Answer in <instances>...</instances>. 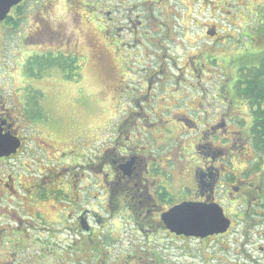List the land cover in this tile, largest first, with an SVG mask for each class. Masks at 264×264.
<instances>
[{
	"label": "rangeland",
	"instance_id": "obj_1",
	"mask_svg": "<svg viewBox=\"0 0 264 264\" xmlns=\"http://www.w3.org/2000/svg\"><path fill=\"white\" fill-rule=\"evenodd\" d=\"M143 2L157 14L153 19L158 20L159 16L163 23L160 29L166 31L168 37L164 41H156V46H151L146 54L141 46L133 50L132 47L124 45L120 47V51L116 50L111 38L106 36L109 32L105 30V17L115 16L118 22L116 26L125 27L127 15L121 12L127 13L128 6ZM27 3L26 9L21 13L24 14L21 17L23 19L17 26L7 27L5 24V29L4 24L0 26L2 100L11 108L26 106L25 114L30 117L22 122L23 134L33 136L41 132V136H55V147L62 148L64 139L70 137H76L75 142L83 146L85 139L81 136H86L87 141H90L97 130L100 132V140L93 145L87 144L88 150H84L88 151V157L92 156L94 150L101 144L105 146L106 141L110 140L116 122L133 108L135 98L145 93V76L148 71L153 70L157 54L163 57L166 65L162 71L163 83L156 85L155 79L153 81L154 86L149 92L151 101L144 112L150 116L156 114V118L150 117L143 127L155 139L154 148L151 147L153 156L165 150L166 156L158 157H169L175 162L173 174L176 179L181 177L176 164L179 166L182 162L184 168L186 162L190 163L195 156V152L188 146L191 143L190 130H194L193 124L184 123V114L197 122H201L208 113H212L215 120V115L220 112L222 115L230 114L229 117H233V120L237 116L246 120L242 117L246 113L244 105L236 104L239 107L236 108L235 104H227L228 98L234 99L228 91L233 84V79L229 80L232 75L229 69L236 67L240 54L234 53L231 58L226 56L230 52H237L236 46L242 45L239 34H247L253 29L256 24L253 21L257 19L254 14L264 8V0H224V3L219 0H29ZM117 3L119 5H116ZM134 9L139 12L137 8ZM105 10H114L115 13L102 14ZM218 17L227 19L229 23H218V27L223 29L222 37L212 39L206 35L209 30L206 24L218 22ZM36 24L44 26H41V30H33L32 28L38 26ZM121 34L122 42L131 44L130 35L124 30ZM241 40L245 41L246 38L242 37ZM160 43L165 46L164 49L161 48V54ZM93 44L97 45V52L92 50ZM45 48L50 49V54L62 50L66 55L83 57L79 76L67 79L56 68H45L43 74L37 77L26 76L23 65L26 57L32 52L41 53ZM197 52L200 60L204 56L214 57L216 62L211 63V59H204L206 63L202 61L204 68L201 70H187L189 60L186 57L196 55ZM175 66L178 69L173 68ZM220 88L223 90H219ZM248 119L247 116V121ZM232 126L230 123V130ZM163 139L166 145L161 146ZM235 140L236 145L241 138ZM186 147L189 148L184 149L185 153L181 155V151ZM230 159V170L234 174L246 167H257V155L248 150V144L242 151L234 146ZM6 166L7 164L2 168L0 162V179L5 176L3 173ZM184 173L183 177L191 179L189 169ZM222 202L224 209L227 208L233 219L228 235L209 242L180 240L163 231H157L150 235L149 241L144 244L146 250H136L135 254L146 255L147 264H237L235 260L244 253L257 259L259 255L255 251L252 252L251 248H254L252 244L259 243L258 235L264 230V225L262 228L255 225L257 217L241 219L235 214L241 209L244 210V206L242 208L237 205L236 194L231 204L228 200ZM1 208L2 200L0 222ZM245 220L250 221L246 232L243 230ZM118 222L121 223V231L115 233L114 238L121 237L118 242L111 244L113 252L109 256V264L119 262L121 252L129 248L128 239H134V243L141 239L136 234L132 222L123 224L121 219ZM44 237L47 238V235ZM244 241L250 244L242 246ZM5 246L9 249L10 244ZM0 249L2 260V238ZM128 250L133 251L132 248ZM159 255L163 258H159ZM156 258L159 259L157 263L152 261Z\"/></svg>",
	"mask_w": 264,
	"mask_h": 264
},
{
	"label": "flooded vegetation",
	"instance_id": "obj_2",
	"mask_svg": "<svg viewBox=\"0 0 264 264\" xmlns=\"http://www.w3.org/2000/svg\"><path fill=\"white\" fill-rule=\"evenodd\" d=\"M28 1L22 0L10 9L8 15L12 16L17 8L26 9ZM219 1L224 3V0ZM112 12L115 13L114 10H105L102 14ZM121 13L127 15L125 27L116 26L118 22L115 16L105 17V30L109 32L108 35L105 34L111 38L116 50L120 51V47L124 45L132 47L133 50L141 46L146 54L151 46H156V41H164L168 37L166 31L160 29L163 23L159 16V22L153 19L157 14L144 2L132 4L128 6L127 13ZM222 22L229 23L227 19L218 17V22L206 24L209 28L206 35L212 39L222 37L223 29L217 25ZM0 24H4L5 29V20ZM36 25L40 27L35 26L33 30H41V26H44ZM119 30L130 35L131 44L122 42V31ZM161 48L164 49L165 46L160 43V54ZM97 49V45L93 44L92 50L97 52ZM48 53L50 54V49L45 48L41 53L32 52L30 55ZM58 53L66 54L62 50L55 52ZM197 54L198 52L186 57L189 60L187 70H201L204 68L202 61L206 63L204 59H211V63L216 62L214 57L204 56L200 60ZM75 56L80 70L84 58ZM165 66L163 57L157 54L153 70L148 71L145 76V93L139 94L133 108L116 122L105 146L101 144L89 157L88 151L84 150L87 149V144L93 145L100 140L99 131L95 130L90 141H87L86 136H81L85 139L83 146L75 142L76 137L65 138L62 148L55 147V136H41V132L27 136L22 133V122L30 117L26 115V106L9 107L2 100L0 90V129L2 134H10L19 141L13 153L0 158L2 168L7 164L5 173L2 172L5 176L0 179L2 264H109V256L113 252L111 244L118 242L121 237L114 238V234L121 231V223L118 222L120 219L123 224L132 222L136 234L142 240L134 243V239H128L129 248L133 251L127 248L121 252L120 260L115 264H147V256H138L134 251H144V244L149 241V236L157 231H163L180 240L209 242L228 235L233 219L227 208L224 209L222 200H228L231 204L235 194L238 197L237 205L242 208L244 206V210L239 208L241 210L235 214L241 219L257 217L255 225L263 227L264 147L255 148L251 145L252 118L246 103L243 104L246 113L242 116L246 120L239 119V116L233 120V117H229L230 114L222 115L220 112L215 115V120L214 115L208 113L201 122H197L184 114V123L193 124L194 130H190L191 143L188 146L195 152V156L190 163L185 161L184 168L182 162L179 166L176 164L180 179H176L173 174L175 162L173 163L172 158L158 157L166 156L164 149V152H157L158 155L153 156L151 147L154 148L155 139L144 129L143 124L150 117L156 118V114L150 116L144 109L150 104L149 92L154 86V79L156 85L163 83L162 71ZM173 68L178 69L176 66ZM231 77L229 76V80ZM194 88L193 86L192 89ZM233 100L227 99L228 106L234 104ZM235 106L239 108L236 104ZM230 123L233 125L231 130ZM238 137L241 141L235 145ZM164 142L165 139L161 141V146L166 145ZM247 144L248 150L257 155V167H246L234 174L229 166L232 148L235 146L242 151ZM188 148H183L180 154L184 155V149ZM186 169L191 172V179L182 176ZM183 202L221 205L225 216L230 219L227 231L206 237L170 231L162 216L170 208ZM244 222L247 226L243 224V230L246 232L250 221ZM258 238L259 243L252 244L254 248L251 251H255L259 257L255 259L253 255L244 253L235 260L237 264H264V230L259 232ZM7 244H10L9 249H6ZM248 244L250 243L244 241L242 246ZM159 258L163 257L159 255ZM152 261L159 262V259Z\"/></svg>",
	"mask_w": 264,
	"mask_h": 264
},
{
	"label": "trees",
	"instance_id": "obj_3",
	"mask_svg": "<svg viewBox=\"0 0 264 264\" xmlns=\"http://www.w3.org/2000/svg\"><path fill=\"white\" fill-rule=\"evenodd\" d=\"M76 3V1H75ZM89 6V5H88ZM87 7V5H86ZM24 9L17 8L12 16H7L5 24L17 26ZM247 11L248 8H247ZM257 19L253 21V29L247 34H239L241 46H236L237 52H230L226 57L238 56V64L232 71L233 87L230 89L234 97L233 103L243 105L246 103L248 113L251 115V145L255 148L264 147V8L254 14ZM252 18V16H250ZM242 37L246 38L242 41ZM242 41V42H241ZM45 68H56L67 79L79 76L78 59L74 54H33L24 63V72L28 77L42 75Z\"/></svg>",
	"mask_w": 264,
	"mask_h": 264
},
{
	"label": "water",
	"instance_id": "obj_4",
	"mask_svg": "<svg viewBox=\"0 0 264 264\" xmlns=\"http://www.w3.org/2000/svg\"><path fill=\"white\" fill-rule=\"evenodd\" d=\"M20 1L0 0V22ZM18 145V139L2 134L0 129V158L13 153ZM162 219L170 231L195 237L224 233L230 225V219L217 203L183 202L165 212Z\"/></svg>",
	"mask_w": 264,
	"mask_h": 264
}]
</instances>
